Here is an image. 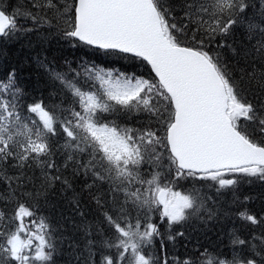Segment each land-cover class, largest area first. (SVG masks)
I'll return each instance as SVG.
<instances>
[{"label": "snow or ice", "instance_id": "6c2138e0", "mask_svg": "<svg viewBox=\"0 0 264 264\" xmlns=\"http://www.w3.org/2000/svg\"><path fill=\"white\" fill-rule=\"evenodd\" d=\"M47 6L55 7L52 0H47ZM181 7L184 16L178 20L174 15L176 5L171 0L66 3L61 13L62 18L66 17L67 27L62 33L65 38L139 58L150 66L154 79L88 68L86 72L99 82V88L85 91L55 72L54 78L71 91L80 110L71 109L72 118L58 123L41 102H36L27 110L39 121L31 119L29 126L18 111L21 89L16 85L15 73H9L6 81H0V160L14 157L19 167L33 160L54 168V162L42 158L52 155L50 140L58 134L59 127L69 138L67 147L79 152L91 149V159L80 165L86 172L95 168L98 159L105 171L114 172L121 182L147 184L148 195L143 199L139 189L127 194L143 204L155 205L169 225L192 215L197 210V200L192 194L162 184L160 173L148 180L139 177L137 169L146 156L157 163L161 161L163 153L158 149L167 151L169 170L174 166L175 179L198 177L218 183L221 189L237 182L226 178L227 174L242 173L264 179V106L258 110L246 100L228 66L218 55L206 50L205 38L200 35L206 34L211 43L216 36L226 37L233 26L243 24L249 35H261L256 51L264 56V20L245 21L240 17L239 13L247 7L244 0H183ZM225 13L228 18L222 22ZM184 19L188 23H183ZM16 30L15 17L0 10V36H9ZM248 76L256 79L255 71ZM260 84L264 87V70L260 72ZM5 93L11 99L4 98ZM133 110L149 113L157 127L121 128L101 118L103 113ZM16 148L20 151L15 152ZM74 159L71 154L67 156L69 162ZM64 166L69 165L66 162ZM93 175L104 179L98 171H93ZM57 179L60 178L52 177ZM241 215L257 223L255 216ZM34 216L29 206L18 204L13 216L17 222L14 230L0 231L3 237L0 264H52L55 246L49 239V226L42 218L38 223L35 219L25 223V218ZM3 219L4 213L0 212V221ZM105 219L117 234L115 243L105 244L118 250V260L104 256L101 264H122L126 257L128 264H153L141 248L159 235L155 224L146 223L141 230L139 219L134 224L128 220L121 223L108 213ZM236 242L244 244L243 240ZM92 243L89 241V245ZM207 264L226 261L209 258ZM233 264H255V261L234 260Z\"/></svg>", "mask_w": 264, "mask_h": 264}, {"label": "trees", "instance_id": "16d2710c", "mask_svg": "<svg viewBox=\"0 0 264 264\" xmlns=\"http://www.w3.org/2000/svg\"><path fill=\"white\" fill-rule=\"evenodd\" d=\"M73 2L52 0L55 7H48L47 0H0V9L13 15L17 22L13 34L0 38V81H6L9 73H15L16 85L21 89L18 111L29 126L31 119L39 121L27 110L36 102H41L58 123L72 118L71 109L80 110L71 91L54 78L55 72L85 91L99 88V82L86 72L88 68L154 79L150 67L139 58L94 49L65 38L62 33L67 27L66 17L62 18L61 13L66 3ZM171 2L176 5L174 15L179 20L184 16L183 0ZM244 3L247 7L239 13L240 17L245 21L264 20V0H244ZM254 3L259 5L258 9ZM34 4L40 7H33ZM29 12L31 15L27 14ZM227 18L225 13L222 22ZM205 19H208L207 15ZM182 22L188 23L187 19ZM200 35L205 38L206 50L213 56L218 55L228 66L246 100L261 110L264 87L260 84V72L264 70V56L256 51L261 35H249L243 24L233 26L226 37L216 36L211 43L206 34L201 32ZM253 71L256 79L248 76ZM4 98L11 99L6 93ZM101 118L103 122H114L121 128L157 127L155 118L149 113L135 110L103 113ZM160 134L163 135V129ZM68 139L59 127L58 134L51 137L52 155L42 159L54 162V168L33 160L19 167L14 157L0 160V212L4 213L0 231L14 230L17 222L13 216L18 204L22 203L35 213L34 217L25 218L26 224L32 219L38 223L42 218L49 226V239L55 246L52 264H101L104 256L118 260V250L105 244L106 241L115 243L117 235L105 219V213H108L121 223L128 220L134 224L139 219L141 230L146 223L157 226L159 235H154L151 243H145L141 248L153 264H165V261L167 264H183L184 261L207 264L209 258L224 260L226 264H233L234 260H254L255 264H264V179L242 173L227 174L226 178L237 182L223 189L214 181L198 177L175 179L174 166L169 170L167 151L158 149L163 153L161 161L157 163L146 156L137 169L139 177L148 180L153 174L160 173L162 184L192 194L197 200V210L192 215L185 221L169 225L155 205L143 204L142 200L136 201L127 194L139 189L143 199L148 195L147 184L121 182L114 172H106L98 159L95 168L86 172L80 165L91 159V149L79 152L67 147ZM80 147L85 145L80 144ZM69 154L74 156V161H67ZM66 162L68 167L64 166ZM93 171H98L104 179H98ZM52 177L60 179L52 180ZM241 213L255 216L257 223L248 221ZM238 240H243L244 244L237 243ZM89 241L94 244L89 245ZM122 264H128V257Z\"/></svg>", "mask_w": 264, "mask_h": 264}, {"label": "bare ground", "instance_id": "6f19581e", "mask_svg": "<svg viewBox=\"0 0 264 264\" xmlns=\"http://www.w3.org/2000/svg\"><path fill=\"white\" fill-rule=\"evenodd\" d=\"M254 4H256V3H254ZM256 6H258V4H256ZM27 37V36H26ZM17 44V43H16ZM7 59V58H6ZM17 63V62H16ZM14 66V65H13ZM23 68H24V66H23ZM40 69V68H39ZM25 73H27V72H25ZM38 73V72H37ZM21 75V74H20ZM22 75H24L25 76V74H22ZM33 79V78H32ZM31 79V80H32ZM27 81H28V79H26ZM35 80V79H34ZM35 82V81H34ZM23 83V82H22ZM24 85V84H23ZM25 85H26V83H25ZM30 89V88H29ZM36 96V95H35ZM21 102V101H20ZM25 102V101H24ZM23 187V186H22ZM246 189V188H245ZM127 197V196H126ZM36 201H37V199H36ZM120 201V200H119ZM3 204V203H2ZM124 204V203H123ZM7 208V207H6ZM79 212V211H78ZM65 213V212H64ZM62 215V214H61ZM58 216V215H57ZM52 219V218H51ZM82 222V221H81ZM84 223V222H83ZM227 223V222H226ZM61 225V224H60ZM74 225V224H73ZM230 226V225H229ZM221 230V229H220ZM216 232V231H215ZM86 233V232H85ZM85 236V235H84ZM64 239V238H63ZM83 242V241H82ZM95 242V241H94ZM94 244V243H93ZM233 250V249H232ZM215 251V250H214ZM83 253V252H82ZM219 254V253H218ZM227 254V253H226ZM241 254V253H240ZM63 255H65V254H63ZM229 258V257H228Z\"/></svg>", "mask_w": 264, "mask_h": 264}, {"label": "rangeland", "instance_id": "374dc122", "mask_svg": "<svg viewBox=\"0 0 264 264\" xmlns=\"http://www.w3.org/2000/svg\"><path fill=\"white\" fill-rule=\"evenodd\" d=\"M259 6V5H258ZM258 6H256V8L258 9Z\"/></svg>", "mask_w": 264, "mask_h": 264}, {"label": "water", "instance_id": "95a60500", "mask_svg": "<svg viewBox=\"0 0 264 264\" xmlns=\"http://www.w3.org/2000/svg\"><path fill=\"white\" fill-rule=\"evenodd\" d=\"M94 47V46H93ZM96 48V47H95Z\"/></svg>", "mask_w": 264, "mask_h": 264}]
</instances>
